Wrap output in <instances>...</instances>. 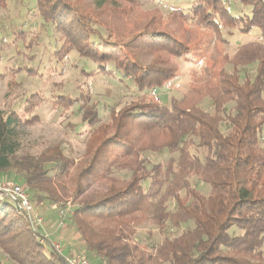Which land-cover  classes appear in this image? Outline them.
I'll use <instances>...</instances> for the list:
<instances>
[{
  "label": "trees",
  "instance_id": "obj_1",
  "mask_svg": "<svg viewBox=\"0 0 264 264\" xmlns=\"http://www.w3.org/2000/svg\"><path fill=\"white\" fill-rule=\"evenodd\" d=\"M91 1L37 0L41 18L66 44L62 58L77 51L95 64L96 72L82 73L120 76L138 98L129 109L111 108L110 121L90 132V164L80 178L99 172L108 154L123 153L132 164L119 166L128 179L73 210L80 246L107 264H264V0H235L251 7L250 16H233L230 0H194L187 12L173 10L167 18L146 15L152 0ZM187 25L222 42L231 29L243 35L257 29L261 41L241 44L219 67L215 62L217 71L207 68L182 98L146 100L177 77L174 59L190 60ZM209 38L203 35L194 47H205ZM206 101L211 111L203 108ZM23 125L18 114L0 110V181L12 171L34 207L50 209L60 198L56 181L64 182L75 160L60 149L21 159ZM164 153L171 154L164 164L152 161ZM47 163L54 164L55 176ZM3 196L0 248L11 263L69 264ZM149 226L164 240L144 248L135 238Z\"/></svg>",
  "mask_w": 264,
  "mask_h": 264
},
{
  "label": "rangeland",
  "instance_id": "obj_2",
  "mask_svg": "<svg viewBox=\"0 0 264 264\" xmlns=\"http://www.w3.org/2000/svg\"><path fill=\"white\" fill-rule=\"evenodd\" d=\"M193 1L152 0L143 11L146 15L155 14L167 18L173 10L187 12ZM37 5V0H5L0 4V110L5 114L16 113L24 122L20 129L22 149L18 156L21 159L60 149L63 150L65 157L75 160L64 182L56 181L55 187L60 197L57 204L50 209L46 205L39 209L36 207V211L45 221L40 227L41 233L48 228L46 226L48 223L54 224L56 233L61 234L65 229L70 230V234L61 236L58 234L59 237L52 234L51 230H46L47 232L42 233L49 238V242L46 243L57 253L64 252L65 257L70 256L75 260L78 257L85 258L92 264V252L85 246L79 247L81 243L72 226V212L79 203L95 199L106 192L114 182L128 179L130 174L121 170L119 166H130L132 158L123 156V153L108 154L99 172L93 175L89 172L80 178V171L87 169L90 164L91 155L88 154V149L89 142L93 139L90 132L99 128L102 123L110 121L111 108L120 111L129 109L134 104L132 102L137 101V93L126 87L129 82L117 75L105 76L106 71L101 69L100 74L82 73V70L93 72L95 64L83 59L75 50L65 59L62 58L60 53L62 49L65 50L66 44L53 26L41 18ZM226 5L235 17L251 15V7L244 6L239 1L230 0ZM140 15L142 14L139 13L138 16ZM171 28L175 30L178 27ZM186 28L190 31L193 50L190 60L174 59L179 69L177 77L169 81L166 88L144 95L146 100L159 99L162 104H168L172 97L182 98L197 79L202 80L206 77L207 68L214 70L215 62L219 67L222 65L220 64L222 59L225 56L232 57L241 44L247 41H261L257 29L250 35H243L239 30L231 29L233 35L229 36L226 33L222 36V42L210 41L207 34L209 32L200 27L192 28L187 25ZM203 35L209 38L208 45L194 47L195 42ZM200 48L204 54H200ZM228 71L231 72L232 67L228 66ZM202 105L206 110H212L209 101ZM87 119H93L94 128ZM132 141L135 147L140 143L135 139ZM191 152L200 156L202 154V150L196 151L195 148L191 149ZM170 156V153H164L153 157L152 161L164 164ZM46 167L50 169V177L58 173L53 163H47ZM15 177V173L9 171L7 179H10L3 181L18 183L14 180ZM192 182L195 184L194 180ZM209 191V188L202 187L204 195H208ZM59 212L66 213V217L61 218ZM51 214L54 215V221L48 217ZM75 238L79 241L77 243L76 240L78 247L70 245L74 244L72 241ZM163 240L164 235L150 226L139 229L135 238V242L144 248L162 243ZM57 245H60L61 250ZM102 260L101 258L98 264H102ZM0 264H14L1 248Z\"/></svg>",
  "mask_w": 264,
  "mask_h": 264
},
{
  "label": "built area",
  "instance_id": "obj_3",
  "mask_svg": "<svg viewBox=\"0 0 264 264\" xmlns=\"http://www.w3.org/2000/svg\"><path fill=\"white\" fill-rule=\"evenodd\" d=\"M0 193L8 198H10L13 202V199H16L19 204V209L24 212L27 219L29 220L32 228L34 230H40V227L44 225L45 221L43 217L36 211L34 207L30 195L26 192V190L13 181H3L0 182ZM59 216L61 218L66 217V213L59 212ZM60 226H63V222L60 223ZM45 238H47L45 236ZM57 248L61 250L60 245H57ZM60 252V251H59ZM63 253V252H61ZM67 261L69 264H90L88 260L85 258L78 257L75 259L70 258V256H66ZM102 264H107L105 260H102Z\"/></svg>",
  "mask_w": 264,
  "mask_h": 264
},
{
  "label": "crops",
  "instance_id": "obj_4",
  "mask_svg": "<svg viewBox=\"0 0 264 264\" xmlns=\"http://www.w3.org/2000/svg\"><path fill=\"white\" fill-rule=\"evenodd\" d=\"M50 219H51V221H54L53 219H54V215L53 214H51V215H49L48 216ZM48 228H46V230L48 231V230H51V232H52V234H55L57 237H59V235L61 236L62 234H70V230H68V229H65V231H63L61 234L60 233H56V232H54L55 231V228H54V224H51V223H48L47 225H46ZM46 230H44V232L42 231V233H45V232H47ZM72 231V230H71ZM51 232H50V234H51ZM68 232V233H67ZM59 234V235H58ZM77 239L75 238L72 242L74 243V244H70L71 246H76V247H78V244L77 243H79V241L77 242L76 241ZM67 242H69V240L67 241ZM77 242V243H76ZM66 244V243H65ZM74 246V247H75ZM79 247H81V246H79ZM94 256H96V257H98V258H94ZM92 258H93V260H92V264H98L99 263V260L101 259L99 256H97V255H95L94 253H92Z\"/></svg>",
  "mask_w": 264,
  "mask_h": 264
},
{
  "label": "water",
  "instance_id": "obj_5",
  "mask_svg": "<svg viewBox=\"0 0 264 264\" xmlns=\"http://www.w3.org/2000/svg\"><path fill=\"white\" fill-rule=\"evenodd\" d=\"M13 200H14V203H15L16 207L19 209L18 201L16 199H13Z\"/></svg>",
  "mask_w": 264,
  "mask_h": 264
}]
</instances>
